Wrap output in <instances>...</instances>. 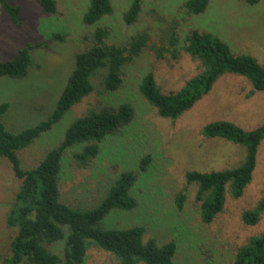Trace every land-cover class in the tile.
I'll return each instance as SVG.
<instances>
[{"label": "rangeland", "instance_id": "1", "mask_svg": "<svg viewBox=\"0 0 264 264\" xmlns=\"http://www.w3.org/2000/svg\"><path fill=\"white\" fill-rule=\"evenodd\" d=\"M10 1L22 8V25L15 27L0 5V61L14 58L27 42L48 44L33 52L37 66L26 77L0 78V103H11L3 121L7 129L19 132L45 120L53 111L74 69L76 54L91 45L87 36L96 27L82 23L88 0H56L55 14L44 13L36 0ZM131 1L113 0L114 13L103 21L110 29L107 43L122 44L133 34L147 30L150 47L125 67L124 82L117 92H103L96 79L95 91L76 104L53 131L22 153L23 164L26 168L36 166L46 151L61 141L70 123L91 109L129 102L136 110L134 120L104 142L102 153L91 167L83 168L75 162L74 154L81 146L66 154L61 177L63 200L73 206H93L121 172L133 170L139 173L134 190L138 206L131 212L114 214L111 224L122 228L142 225L146 239L156 238L160 244L174 239L179 264H232L237 249L264 232V213L254 226L242 220L243 212L264 197V141L252 182L238 199L227 194L224 210L211 224L201 220L197 186L187 183L186 173L223 170L243 160L244 147L224 139H207L201 131L217 120L232 121L246 130L257 128L264 122V91L253 92L248 79L226 74L192 109L172 120L161 117L143 98L139 84L152 72L162 92L168 94L179 91L201 71L200 62L184 50L179 51L178 58L170 51L158 55L157 50L161 52L164 46V32L175 21L182 36L192 28L213 31L236 54H250L264 66V0L253 6L245 0H212L204 14L188 21L182 9L186 0H144L141 18L128 26L123 15ZM144 157L150 160L141 172L139 164ZM19 185L9 163L0 158V264L9 253L14 235L5 216ZM180 194L185 195L182 207L177 202ZM84 264H119V260L92 245Z\"/></svg>", "mask_w": 264, "mask_h": 264}, {"label": "trees", "instance_id": "2", "mask_svg": "<svg viewBox=\"0 0 264 264\" xmlns=\"http://www.w3.org/2000/svg\"><path fill=\"white\" fill-rule=\"evenodd\" d=\"M36 1L44 13L58 12L56 0ZM211 2L186 0L182 5L187 14L185 20L204 14ZM245 2L253 6L261 0ZM0 5L12 24L20 27L22 8L10 0H0ZM143 7L144 0L131 1L123 15L128 26L139 21ZM113 13V0H88L82 23L89 28L96 27L87 36L91 45L76 54L74 69L55 108L45 120L19 132L10 131L3 117L9 112L11 103H0V158L9 163L20 182L5 216L7 227L14 235L2 264H84L92 245L114 254L119 264H179L176 262L178 245L174 239L160 244L156 238L146 239V228L142 225L122 228L110 223L114 214L137 208L139 201L134 190L139 181L138 172H121L93 206H73L63 200L61 177L66 154L81 146L82 149L74 154L75 162L83 168L91 167L102 153L104 142L134 120L136 110L131 103L100 104L75 119L61 141L48 149L34 167L26 168L21 157L41 137L53 131L76 104L95 91L96 79L100 80L105 93L120 90L125 67L150 47L151 34L147 30L133 34L122 44L107 43L110 29L103 21ZM179 26L175 21L169 32H164V46L161 52L157 50L158 55L162 57V51H170L178 58L179 51L184 50L200 62L201 71L179 91L168 94L162 92L152 72L142 78L140 93L161 117L178 119L208 95L226 74L245 77L251 82L253 92L264 91V66L254 56L236 54L227 41L207 29L192 28L182 36ZM46 46L45 42H27L14 58L0 61V78L26 77L37 66L33 52ZM201 134L207 139H224L245 148L243 160L234 167L186 173L187 183L197 186L201 220L211 224L224 210L227 194L238 199L252 182L264 141V122L255 129L246 130L232 121L217 120L206 124ZM149 160L148 157L141 160V172L147 169ZM184 197V194L178 196L179 207ZM263 213L264 197L254 208L243 212L242 220L254 226ZM232 264H264V232L239 247Z\"/></svg>", "mask_w": 264, "mask_h": 264}]
</instances>
